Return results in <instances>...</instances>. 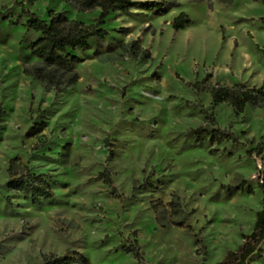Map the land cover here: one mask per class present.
Masks as SVG:
<instances>
[{"label": "rangeland", "instance_id": "374dc122", "mask_svg": "<svg viewBox=\"0 0 264 264\" xmlns=\"http://www.w3.org/2000/svg\"><path fill=\"white\" fill-rule=\"evenodd\" d=\"M129 1L169 8L110 12L105 38L72 52L76 83L56 94L23 75L36 65L29 45L38 35L26 31L16 3L44 21L60 12L84 25L99 10L0 0V16L11 15L0 19V264L76 254L87 264H219L253 230L264 206V108L213 107L194 85L264 90V4ZM181 13L191 24L175 32ZM133 43L139 50L131 54ZM215 129L238 143L213 144ZM197 130L206 133L198 138ZM9 167L14 178L42 175L52 198L31 205L6 190ZM173 198L179 215L172 222L182 227L170 225ZM246 264H264V239Z\"/></svg>", "mask_w": 264, "mask_h": 264}, {"label": "trees", "instance_id": "16d2710c", "mask_svg": "<svg viewBox=\"0 0 264 264\" xmlns=\"http://www.w3.org/2000/svg\"><path fill=\"white\" fill-rule=\"evenodd\" d=\"M71 10L78 13H87L99 10L98 17L90 25H84L75 20L67 19L62 13H52L44 21L35 14L25 10L22 4L16 3L20 12L25 18L24 26L27 32H32L38 37L29 45V54L36 60V65L31 69L23 70V75L33 78L36 81L44 83L56 94L65 88L72 86L77 81L75 71L72 65L79 63V59L72 55V52H85L89 49V41L92 39L103 40L106 32L102 29L104 18L114 11L126 12L132 7H139L154 14H162L168 8L169 4L154 2L140 3L129 0H60ZM223 3H229L231 0H220ZM264 4V0H250ZM10 13L0 16L1 20H8ZM191 20L184 13L175 17L171 23V28L176 32L188 27ZM130 48L134 51L139 50L135 43ZM146 52L141 54V58H146ZM199 92H206L211 99L213 107L221 104H227L234 113H243L247 107L264 108V90L248 88L244 85L223 86L219 84L206 85L196 84ZM38 128H32L30 133H35ZM204 130H197L194 134L200 138ZM210 140L213 144L220 145L224 142H230L233 145L238 143L237 139L229 132L221 129H215L210 133ZM112 156V154L110 155ZM9 181L4 185L5 189L11 192H17L28 197L31 205L39 201H47L52 198V191L46 184L42 175H22L14 178L10 173V167L7 169ZM104 184L110 185V180L106 172L99 174ZM264 192V182L262 184ZM264 205V199H263ZM160 204H152V211L157 214ZM170 225L182 227L183 221L179 223L172 222L174 217L179 215V206L176 199L173 198L169 204ZM264 239V206L257 213L256 222L251 234L246 238L245 243L230 255L231 259L219 264H246L248 257L255 251V247ZM123 252L136 254L135 248H123ZM76 259L62 256H47L42 259L40 264H87L79 254Z\"/></svg>", "mask_w": 264, "mask_h": 264}, {"label": "built area", "instance_id": "2783aa9c", "mask_svg": "<svg viewBox=\"0 0 264 264\" xmlns=\"http://www.w3.org/2000/svg\"><path fill=\"white\" fill-rule=\"evenodd\" d=\"M258 179H259L260 184L262 185L263 182H264V175L263 174L262 175H259L258 176Z\"/></svg>", "mask_w": 264, "mask_h": 264}]
</instances>
